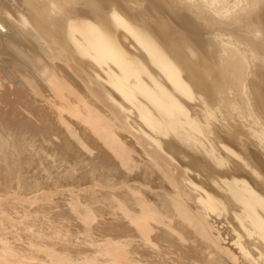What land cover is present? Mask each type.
<instances>
[{"label": "bare ground", "instance_id": "6f19581e", "mask_svg": "<svg viewBox=\"0 0 264 264\" xmlns=\"http://www.w3.org/2000/svg\"><path fill=\"white\" fill-rule=\"evenodd\" d=\"M3 122L0 264H264V0H0Z\"/></svg>", "mask_w": 264, "mask_h": 264}, {"label": "rangeland", "instance_id": "374dc122", "mask_svg": "<svg viewBox=\"0 0 264 264\" xmlns=\"http://www.w3.org/2000/svg\"><path fill=\"white\" fill-rule=\"evenodd\" d=\"M20 116H22L23 118L27 117V116L24 115V113H23V114H20ZM24 116H25V117H24ZM11 117L13 118V115H12ZM11 117H10V118H11ZM22 117H21V118H22ZM27 119H28V118H27ZM7 123H8V122H6V124H7ZM2 124L5 125V126H4L5 129H3ZM6 124H5V122L0 123V125H1L0 128H2L3 131L6 130L5 133H3L2 129H0V136H1V138H0V140H1L0 143H2V140H5V136H4V135H6V139H8V138H12V136H16V135H17L16 133L13 134V131H12V134H13V135H11V137H9L10 134H11V130L8 131V132H10V134L7 133L8 128L6 129ZM36 124H37V123H36ZM17 125H18V123L15 124V126H16L15 128L18 127ZM20 125H21V127H23L22 124H20ZM20 125H19V127L17 128V130H18V129H21L19 132H21V134H22V133H23V134L21 135V134L19 133V134L17 135V137L21 139V138H22L21 136L24 137L25 135H28V134H24V133H25V132H23L24 129H23V128H20ZM32 126H33L32 129H34L35 126H34V125H32ZM32 126H31V127H32ZM7 127H8V125H7ZM24 128H25V127H24ZM22 129H23V130H22ZM25 129H26V128H25ZM34 130H35V132H36V128H35ZM34 130H33V131H34ZM1 131H2V132H1ZM2 133L4 134L3 136H2ZM17 133H18V131H17ZM7 134H8V136H7ZM20 135H21V136H20ZM2 137H3V138H2ZM30 138H31V136H30ZM34 138H35V137H34ZM20 139H19V140H20ZM35 139H37V138H35ZM39 141H40V140H39ZM39 141H38V143H39ZM0 146H2V145L0 144ZM26 155H28L27 152H26ZM37 155H38V154H37ZM31 157H32V158H31ZM36 157H38V156H36ZM36 157H35L34 155L30 156V158L33 159V160H32V161H27V163L25 164L27 168L24 170V172L19 173L18 175H15L16 178H17V177H18V178H21V181L23 182L24 185L21 186V182H20V185L17 186L16 183H14V181H15L16 178H14L15 176L12 175L13 178L9 180L10 183H9V187H8L7 192H4V193H2V194H5L6 196L16 195L17 193H19V191H21V190L24 189V188H22V187H24V186L27 185V183H26L27 180H30V178L32 179V177H34V176H35V178H37V175H38L37 173H38V170H40V168L38 169V166H37V165H38V164H37V163H38V158L36 159ZM30 158H28V159H30ZM28 164H29V166H28ZM31 165H32V166H37V167H35V169H32V168L30 167ZM24 167H25V166H24ZM30 168H31V169H30ZM31 170H32V171H31ZM33 172H34V173H33ZM36 172H37V173H36ZM29 173H30V174H29ZM20 174H22V175L20 176ZM33 174H34V176H31V175H33ZM36 174H37V175H36ZM24 178H25V179H24ZM22 179H23V180H22ZM24 182H25V183H24ZM44 192H45V191H44ZM7 193H8V194H7ZM15 202H16V201H15ZM11 203L15 205L14 202H10L8 206L6 205L7 208H4V209H6L7 212H3V214H5V216L9 215V216L11 217V218H10V217H9V218L7 217L8 220H10V219L13 220V219H14L13 221H15V222H19V220H20V222H22L24 219H23V220H21V219H22V218H25V216H27V215H28V216H31L30 213H31L32 211H33V212L35 211V214H36V212H37V210H32V211L29 210L30 212H28L27 215L25 214L26 212H25V213L23 212L24 214L21 212V214H22V216H23V217H21V216L18 214V213L21 211V209H22L21 206H20L21 208H20V207L18 208V206L21 205V204L19 203V204L17 205V207H16V206L12 205ZM17 203H18V202H17ZM10 205H12L13 207H16V209L14 208V210H13V207L10 206ZM9 206H10L11 208H10ZM17 208H18V209H17ZM66 208H67V207L64 208V209H65V214L63 213V215H64V216H63V219H64V217H68V216H69L68 211L66 210ZM53 209H54V208H53ZM53 209H51V210H53ZM18 210H19V211H18ZM38 210H39V209H38ZM40 210H41V209H40ZM40 210H39V211H40ZM42 210H43V209H42ZM42 210H41V211H42ZM46 210H47V211H46ZM49 210H50V209H49ZM49 210H48V208H44V210H43L44 212H45V211L47 212V216H49V217H47V216L45 217L44 215H46V212H45V214H44L43 211H42V213H38V212H37L36 215L32 212V213H31V214H32L31 217H33V214H34V216H37L38 219L40 218L39 220L36 218L37 221H36L35 218H31V217L28 218V216H27V220H29V221H26V220H25L26 222L23 221L22 223H23L24 227H25V225H30V224L32 223V224L30 225V227L28 226V227H29V233H31V230L33 231L35 228H36L35 230L43 231V228L49 230V229L52 227V229L49 230V231L51 232V230H53V227H54V229H55V226H57V223H59L60 221H62V220H61L62 217L60 218V216L56 213V210H54L55 212H54V211H51V210L49 211ZM16 211H18V212H16ZM15 212L18 214L17 219L13 218L14 216L16 217V214H14ZM48 213H49V214H48ZM55 213H56V214H55ZM6 214H7V215H6ZM67 214H68V215H67ZM12 215H14V216H12ZM55 215H57L56 218L59 217L58 219H59L60 221H59L58 219L55 218ZM43 216H44L46 219H45V220H42V221H41V224H42V225H43V223L45 224V223L48 221L47 219H48V218H49V219L51 218L50 220L53 222V224H52V222H51L50 220H49L48 224L51 223L52 226H50V224H49L50 227L47 228V223L45 224V226H43V228H42V226H40L39 224L37 225V223H39L41 219H44V218H42ZM18 217H19V218H18ZM68 218H69V217H68ZM1 219H2V218L0 217V221H1ZM18 219H19V220H18ZM25 219H26V218H25ZM32 219H35V220L32 222V221H31ZM16 220H18V221H16ZM46 220H47V221H46ZM55 220H57V221H55ZM4 221H6V220H5V217H3L2 222H0V223H1L2 225L6 224L7 222H4ZM30 221H31V223H29ZM35 221H36L37 223H36ZM44 221H45V222H44ZM58 221H59V222H58ZM3 222H4V224H3ZM34 222L36 223L37 227L40 226V229H39V227L37 228L36 225H33ZM56 222H57V223H56ZM25 223H26V224H25ZM54 223H55V225H54ZM2 225H1V226H2ZM9 225H10V224H9ZM16 225H22V224H21V223H17V224H15V226H16ZM53 225H54V226H53ZM58 225H59V224H58ZM31 226H32V227H31ZM33 226H34V228H33ZM59 227H60V225L58 226V228H59ZM25 228H27V226H26ZM31 228H32V229H31ZM27 229H28V228H27ZM27 229H26V230H27ZM56 229H57V227H56ZM56 229H55V230H56ZM59 229H60V228H59ZM24 230H25V229H24ZM47 230H46V231L44 230V231L47 232ZM57 231H59V230H57ZM26 232H27V231H26ZM26 232L24 231L25 234H23V235H27ZM52 232H53V231H52ZM29 233H28V234H29ZM31 234H32V233H31ZM31 234H29V235H31ZM29 235H27V236H29Z\"/></svg>", "mask_w": 264, "mask_h": 264}]
</instances>
